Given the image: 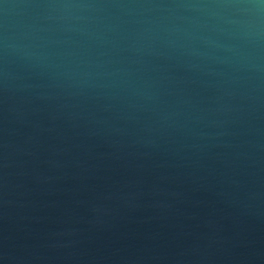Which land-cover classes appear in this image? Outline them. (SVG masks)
Masks as SVG:
<instances>
[{"label":"water","instance_id":"1","mask_svg":"<svg viewBox=\"0 0 264 264\" xmlns=\"http://www.w3.org/2000/svg\"><path fill=\"white\" fill-rule=\"evenodd\" d=\"M0 264H264V0H0Z\"/></svg>","mask_w":264,"mask_h":264}]
</instances>
